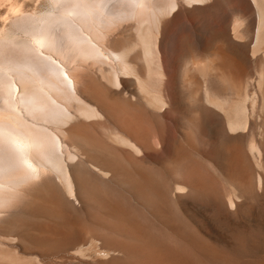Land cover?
Instances as JSON below:
<instances>
[{
    "label": "bare ground",
    "instance_id": "6f19581e",
    "mask_svg": "<svg viewBox=\"0 0 264 264\" xmlns=\"http://www.w3.org/2000/svg\"><path fill=\"white\" fill-rule=\"evenodd\" d=\"M16 1L0 0V18L9 21V32L0 31V264H190L187 254H177L159 239L147 236L151 224H145L146 228L130 222L132 209L120 207L121 200L113 194L116 188L126 193L138 212L150 217L151 227L157 225L154 220H162V227L171 231L166 189L159 186L160 197L153 198L142 182L149 175L121 152L117 155L86 137L85 127L105 143L129 148L134 154L146 149L147 139L114 116L110 101L142 106L152 119H163L170 103L163 92H154L162 91L158 87L163 74L158 39L163 22L184 3L192 6L208 0H49L50 7L41 14L27 11ZM250 1L258 13L255 47L259 50L264 48V0ZM188 61L191 64L192 59ZM136 63L144 64L146 70H138ZM226 70L215 69V77L228 81ZM128 77L135 83L129 84ZM148 79H158L159 89L154 90V85L148 89L152 81ZM243 81L238 78L237 86L233 85L237 98ZM245 83V96L241 93L237 101L224 88L216 89L215 96L209 85L204 92L199 87L198 99L192 92L199 105L195 102L194 109L190 108V125L206 135L210 118L202 104H211V95L219 99L218 105L214 98L212 102L220 112L228 102L235 103L236 111L241 112L229 115L235 107H228V116H237L226 117L228 127L232 133L244 132L250 97ZM121 84L119 91L114 89ZM96 87L102 91L98 93ZM255 98L258 100L257 95ZM257 100H252L253 106ZM190 102L193 107V100ZM188 136L192 143L193 135ZM252 140L254 152L252 142H256L254 137ZM36 169L40 180H29ZM96 208L124 221H102ZM48 220L60 221L67 229Z\"/></svg>",
    "mask_w": 264,
    "mask_h": 264
},
{
    "label": "rangeland",
    "instance_id": "374dc122",
    "mask_svg": "<svg viewBox=\"0 0 264 264\" xmlns=\"http://www.w3.org/2000/svg\"><path fill=\"white\" fill-rule=\"evenodd\" d=\"M16 2L24 6L27 11L38 14L44 13L50 7L49 0H17ZM170 14L164 20L165 23L163 22L162 36L160 34L161 39H158L159 61L163 71L162 83L159 82L158 87L162 91H157L158 93L154 91L159 89L156 88L158 79L157 81L148 79L152 80L153 84L151 81L150 87L147 86L149 89L154 85V90H150L156 94L163 92L164 96H162L168 100L167 104L170 103L166 105L163 119H152L142 106L110 101V104H114V106L111 105L114 116L121 123L123 120L124 126L142 134L147 139L148 146L144 153L141 152L142 155L139 153L138 156L129 148L112 145L110 142L107 144L100 135L85 127L86 137L108 146L111 148L109 150L116 152L117 155L121 152L124 159L144 170L150 179H142V182L149 188L153 198L159 199L160 196L157 193L159 186L164 187L169 193L167 198L171 201L169 200L166 207L169 209L168 215L172 217L171 220L169 219L171 231L162 227L165 224L162 220H154L161 227L157 225L151 227L153 223L150 217L144 216V213L141 215L140 210L138 212L136 204L132 203L129 195L120 193L117 188L114 190L115 187L112 189L114 196L122 202L118 205L125 209H132L130 211L136 219L132 218L130 222L143 226L151 224V228L147 229L149 231H146L147 236L152 235L151 237L159 239L177 254H187L190 264H264V94H262L264 78H259L264 71V46L262 45L263 49L259 47L261 52L258 53V46L255 47L258 28L257 9L250 0H208L206 3L192 6L184 3L180 9ZM2 21L5 20L0 18V31L6 34L9 32L7 25L9 21H5L4 25ZM263 27L262 30H264ZM254 49L258 50L256 51L258 54L254 55ZM137 51V53L141 52V50ZM191 59L190 64L188 60ZM141 64L136 63L134 66L139 65L140 71L146 70L147 67ZM223 65L226 66L228 75L230 74L228 81L225 79L226 82L215 77L217 73L215 69L220 73L225 72L222 69ZM152 67L153 71L156 70L155 65ZM238 78L244 79L249 85L247 113L242 112L243 116L248 115L246 116L248 117L246 124H248L245 126L246 132H243V129L232 133L226 117H229L228 114L231 112L227 111L230 110L228 107H235V103H230L232 102L230 100L238 93L234 90ZM126 80L129 84L135 83V79H129V77ZM144 80L146 82L147 79ZM260 81H263L262 87ZM245 82L241 88L242 91H239L242 95L238 94L236 101L239 95L245 96L247 86ZM208 85L210 92L213 91L210 94L216 96V89L224 88L229 90L225 92L233 98L228 99L229 105L224 104L228 105L222 108L228 112L225 113L226 111L221 109L220 112L219 107H215L219 99L214 98L213 95L211 97L208 93L209 99L212 98L213 101L214 98L215 104L212 101L211 104L207 103L208 101L202 104L209 115L208 124H210L207 125L206 135H201L196 127L190 125L189 119L192 116L191 109H194L197 103L194 99H198L197 95L200 94L199 87L204 92V89H209ZM122 87L123 84L114 89L119 91ZM96 91L100 93L102 88L96 87ZM254 91L258 100L255 94L252 98ZM251 99L258 102L256 101L253 106ZM191 100L194 102L193 107ZM234 109L235 111L229 115L241 112V110L236 111V107L232 110ZM188 135H193L192 143ZM242 135L243 140L240 138ZM253 137L256 143H253ZM251 140L252 144H255L252 148L255 149L254 152L251 150ZM224 142H227L229 146L226 144V147ZM225 149L227 150L224 151ZM226 152L229 154L231 152L234 156L230 158L231 155L227 156ZM235 154L239 155L237 159ZM95 211L98 215L100 214L99 219L102 221L110 223L124 221L116 219L103 209L96 208ZM50 221L51 224L63 230L67 229L60 221ZM90 224L89 221L86 223L89 229Z\"/></svg>",
    "mask_w": 264,
    "mask_h": 264
},
{
    "label": "clouds",
    "instance_id": "9594fccd",
    "mask_svg": "<svg viewBox=\"0 0 264 264\" xmlns=\"http://www.w3.org/2000/svg\"><path fill=\"white\" fill-rule=\"evenodd\" d=\"M20 146L23 147V145ZM30 167H34V166L30 165ZM28 179L31 181H39L40 180L39 170L36 169L35 174L31 175Z\"/></svg>",
    "mask_w": 264,
    "mask_h": 264
}]
</instances>
